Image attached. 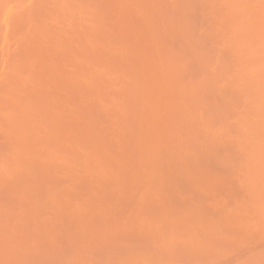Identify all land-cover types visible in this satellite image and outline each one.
<instances>
[{
  "label": "rangeland",
  "instance_id": "1",
  "mask_svg": "<svg viewBox=\"0 0 264 264\" xmlns=\"http://www.w3.org/2000/svg\"><path fill=\"white\" fill-rule=\"evenodd\" d=\"M0 264H264V0H0Z\"/></svg>",
  "mask_w": 264,
  "mask_h": 264
}]
</instances>
